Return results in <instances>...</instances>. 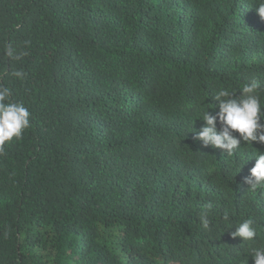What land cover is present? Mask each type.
Returning a JSON list of instances; mask_svg holds the SVG:
<instances>
[{
	"label": "trees",
	"instance_id": "1",
	"mask_svg": "<svg viewBox=\"0 0 264 264\" xmlns=\"http://www.w3.org/2000/svg\"><path fill=\"white\" fill-rule=\"evenodd\" d=\"M258 3L0 0V87L31 125L0 150V264H253L264 145L229 157L191 127L221 88L258 81L264 106Z\"/></svg>",
	"mask_w": 264,
	"mask_h": 264
},
{
	"label": "clouds",
	"instance_id": "2",
	"mask_svg": "<svg viewBox=\"0 0 264 264\" xmlns=\"http://www.w3.org/2000/svg\"><path fill=\"white\" fill-rule=\"evenodd\" d=\"M255 10L260 19L264 20V0H259ZM14 75L23 77L22 72H16ZM259 87V82L255 80L246 83L235 98L234 92L227 88L217 90L211 97L215 104H211L210 108L218 111L214 114L207 110L200 113L197 119L203 122V126L198 131L191 127L193 139L200 142L201 147L219 149L223 155L229 157L236 155L243 144L250 147L253 142L264 145V123L261 122L264 120V106L261 104ZM11 95L9 88L0 87V150L13 138H20L24 130L31 126L28 108L22 102L12 100ZM254 158V165L242 182L250 191L264 187V151L255 150ZM211 207V204L205 205V210L201 213L200 226L203 229H209L207 210ZM222 220L230 223L229 215L226 213ZM233 228L235 230L230 232L231 238H240L242 243L253 241L257 237V227L251 217L243 219L230 229ZM249 256L253 264H264V247L253 248Z\"/></svg>",
	"mask_w": 264,
	"mask_h": 264
}]
</instances>
